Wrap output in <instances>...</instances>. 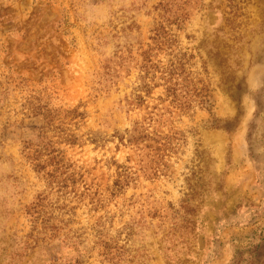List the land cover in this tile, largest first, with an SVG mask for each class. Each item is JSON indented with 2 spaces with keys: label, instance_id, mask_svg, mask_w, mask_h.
I'll use <instances>...</instances> for the list:
<instances>
[{
  "label": "rangeland",
  "instance_id": "obj_1",
  "mask_svg": "<svg viewBox=\"0 0 264 264\" xmlns=\"http://www.w3.org/2000/svg\"><path fill=\"white\" fill-rule=\"evenodd\" d=\"M0 264H264V0H0Z\"/></svg>",
  "mask_w": 264,
  "mask_h": 264
},
{
  "label": "trees",
  "instance_id": "obj_2",
  "mask_svg": "<svg viewBox=\"0 0 264 264\" xmlns=\"http://www.w3.org/2000/svg\"><path fill=\"white\" fill-rule=\"evenodd\" d=\"M161 39H162L161 35L156 33L155 34V42L156 43L159 42V45H161V42H162ZM174 60L170 61V64L168 65V67H165V68L159 67V64H158V66L155 65V66H152V68H149L148 64L150 62L148 60V57L145 56L144 61H143L145 63V65H143L141 67V72H143L144 76L146 78H148L149 80H151L152 82L156 80L155 74L157 72H159V74H160L159 80L164 82V89H165L166 97L168 99H171L172 103L178 105V107L187 108L189 102H186L183 98H177L179 95L177 93L176 83H172L174 81V76L179 78V76L181 75V73H175V72L179 71L180 64L178 63L176 65V61L174 62ZM149 74H150V78L148 77ZM157 87H159L158 83H154L152 87H150L147 84H144L140 89L144 90L145 94L148 95V94H150V90H152V88H157ZM136 99L138 101H142L141 96H137ZM77 110L78 109L74 108L71 112H69L71 114L72 118H75V119L83 118L84 113H79ZM53 112H55V111H53ZM48 113H52V111H48ZM51 118H52V116H50V115H48L46 118H44V119H46L48 125L52 121ZM150 140H152V139L150 137H148V134L144 131V128L142 126H140L138 123L134 124V127L132 128V130L130 132H126L125 138L123 136H120L118 138V141L120 143H123L124 141H126V143L129 145H137V146H139L141 143H144V142L150 141ZM172 140H174L173 137L167 138L166 145L170 146ZM47 147L48 146L46 144H44L43 146H41L40 151H34V154H35L34 155L35 156L34 161L36 162V168L38 170H45L46 167L50 166L51 169L46 175L50 178V181L55 182L58 189L61 190L64 187L58 185V183H59L58 180L62 177V180L60 179L61 180L60 183H61V185H64V184L66 185L67 180L74 179L75 173L72 169L68 168V165L63 164V161H62L61 157L59 156V152L57 150L53 149L51 151ZM42 155L48 157V160L42 161L41 158L39 157ZM70 171L72 173L68 174ZM114 186L116 188H117V186L120 187V182L119 181L115 182Z\"/></svg>",
  "mask_w": 264,
  "mask_h": 264
},
{
  "label": "bare ground",
  "instance_id": "obj_3",
  "mask_svg": "<svg viewBox=\"0 0 264 264\" xmlns=\"http://www.w3.org/2000/svg\"><path fill=\"white\" fill-rule=\"evenodd\" d=\"M70 82V81H69Z\"/></svg>",
  "mask_w": 264,
  "mask_h": 264
}]
</instances>
